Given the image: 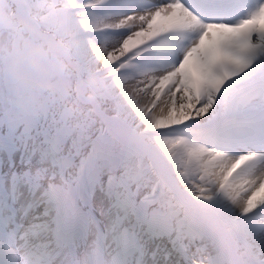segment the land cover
<instances>
[{"label": "snow or ice", "instance_id": "1", "mask_svg": "<svg viewBox=\"0 0 264 264\" xmlns=\"http://www.w3.org/2000/svg\"><path fill=\"white\" fill-rule=\"evenodd\" d=\"M0 264H264V0H0Z\"/></svg>", "mask_w": 264, "mask_h": 264}]
</instances>
